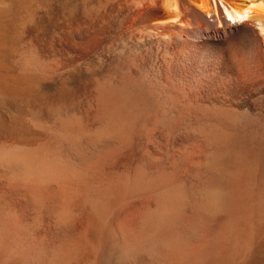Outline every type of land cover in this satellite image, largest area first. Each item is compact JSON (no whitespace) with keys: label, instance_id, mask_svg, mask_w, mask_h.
Returning a JSON list of instances; mask_svg holds the SVG:
<instances>
[{"label":"bare ground","instance_id":"bare-ground-1","mask_svg":"<svg viewBox=\"0 0 264 264\" xmlns=\"http://www.w3.org/2000/svg\"><path fill=\"white\" fill-rule=\"evenodd\" d=\"M42 1L0 0V264H264V0Z\"/></svg>","mask_w":264,"mask_h":264},{"label":"rangeland","instance_id":"rangeland-1","mask_svg":"<svg viewBox=\"0 0 264 264\" xmlns=\"http://www.w3.org/2000/svg\"><path fill=\"white\" fill-rule=\"evenodd\" d=\"M66 2H68V1L67 0H64V1L63 0H47V1L45 0V1H42V4L39 5L36 9L42 11V14L40 15V17H42L46 14L45 12H48L50 10H62L65 7ZM19 12H20V10L17 9L13 19H10L9 21L6 22V24H10V26H11V27H9V25H7L9 28L10 38L14 41L15 40L19 41V44H21V45L30 44L32 39L33 40L40 39V38L42 39L44 32L46 31V25H44V23L42 24V23L37 22V23L33 24L34 27H30L29 29H22L20 27L18 21H17V16H18L17 13H19ZM37 36H39V37H37ZM15 68H16V66H15L14 62H12V60H11V61H9L7 70L5 69V72L9 73V74H14L15 71H17V68L16 69ZM53 79H55V78H53ZM55 80L57 81V79H55ZM44 81H46V80H44ZM37 92L40 95L44 94L46 92L45 85L44 84L40 85ZM13 104L14 103L11 104V103H7L3 100H0V142L5 141V140L6 141L7 140L10 141L12 139L14 140L15 138H16L15 140H17V139L18 140H25L26 139V141H28L27 139H29V140L31 139L32 141H33V139H35V140H36V138L38 139L40 137L39 132L34 131L33 129L28 127V122H27L28 116H27L26 110L18 109L15 106V104L14 105ZM23 125H24V127H23ZM26 128H28V129L26 130ZM20 131L22 133L24 132L23 133L24 137L26 135H27V137L24 138V137L18 136V134L23 136L22 133H19ZM28 132H30V133H28ZM33 136H35V137H33ZM17 137H19V138H17Z\"/></svg>","mask_w":264,"mask_h":264}]
</instances>
